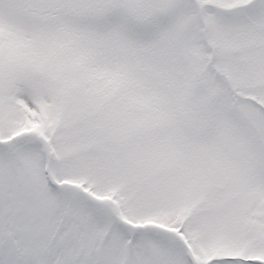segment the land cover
Here are the masks:
<instances>
[{"label": "rangeland", "instance_id": "374dc122", "mask_svg": "<svg viewBox=\"0 0 264 264\" xmlns=\"http://www.w3.org/2000/svg\"><path fill=\"white\" fill-rule=\"evenodd\" d=\"M0 264H264V0H0Z\"/></svg>", "mask_w": 264, "mask_h": 264}, {"label": "trees", "instance_id": "16d2710c", "mask_svg": "<svg viewBox=\"0 0 264 264\" xmlns=\"http://www.w3.org/2000/svg\"><path fill=\"white\" fill-rule=\"evenodd\" d=\"M40 3H42V5L46 8H52V9H56L60 10V9H76L79 7L82 8H87V7H92L95 6L97 4H99V2L103 1V0H38ZM48 11H46L45 13H47ZM40 16V15H39Z\"/></svg>", "mask_w": 264, "mask_h": 264}]
</instances>
